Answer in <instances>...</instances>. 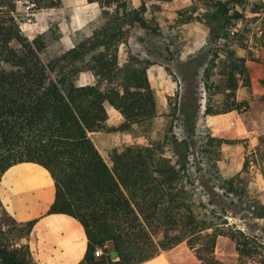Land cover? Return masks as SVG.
Listing matches in <instances>:
<instances>
[{
	"label": "trees",
	"instance_id": "trees-1",
	"mask_svg": "<svg viewBox=\"0 0 264 264\" xmlns=\"http://www.w3.org/2000/svg\"><path fill=\"white\" fill-rule=\"evenodd\" d=\"M18 1L0 0V182L10 167L23 162L49 171L56 192L47 213L73 216L88 238L79 264H141L184 241L203 264H223L215 255L222 233L235 241L239 264H264V240L221 220L189 173L191 144L199 136L196 120L201 98L187 99L181 108L191 125L186 136L180 137L171 127L147 145L112 149L111 163L92 138L95 132L112 130L108 105L122 114L121 130L158 113L148 75L149 67L157 63L149 58L153 51H147L148 57L129 54L124 63L119 58L120 46L127 44L133 28H151L154 19L145 15L148 0L139 6L132 0H87L100 5L101 19L83 30L74 47L46 58V35L31 37L24 31V18L16 12ZM26 1L37 9L63 4V0ZM203 2L210 32L225 43L211 51L212 68L204 69L202 82L210 89L218 66L225 89L235 96L239 85L251 84V77L246 58L228 45L230 31L238 29L248 12L264 13V1ZM78 71L91 72L96 82L77 84L74 73ZM239 108L236 100L216 106L209 99L205 113ZM201 139V153L208 156L210 166H217L218 146L230 141L210 134ZM260 154L264 175V146ZM216 178L220 189L236 194L234 177ZM38 220L0 219V264H40L28 241ZM225 225L229 230L221 233ZM97 247H105L100 256L95 255ZM111 251L117 253V260Z\"/></svg>",
	"mask_w": 264,
	"mask_h": 264
},
{
	"label": "rangeland",
	"instance_id": "rangeland-1",
	"mask_svg": "<svg viewBox=\"0 0 264 264\" xmlns=\"http://www.w3.org/2000/svg\"><path fill=\"white\" fill-rule=\"evenodd\" d=\"M166 1H147L145 15L149 20L154 19L150 21L151 28H133L129 41L122 44L119 50L121 63L127 60L129 54L148 57L147 51H153L149 58L157 63L148 75L158 113L153 118L121 130L123 116L117 118L116 109L108 105V126L112 130L93 133L92 138L111 163L109 153L112 149H123L130 144L147 145L162 138L171 127L180 137L186 136L191 125L181 108L187 99L201 98L202 107L196 120L199 136L196 145L191 144L193 154L189 173L196 180L203 200L209 208L215 209L221 220L227 219L229 227L243 229L247 234L264 240V175L260 154L264 146L263 142L260 143L261 137H264V13L248 12L246 20L239 21L238 29L231 28L228 45L246 58L251 77V84L239 85L234 96L225 89L224 76L218 66L214 68L210 89L205 88L201 79L204 69L212 68L211 51H215L219 43H225V40H216V33L210 32L203 0H179L178 7L170 6L171 3L164 6ZM250 1L256 4L260 0ZM16 8L18 15L24 18L22 26L29 36L46 35L49 46L45 58L71 48L64 42L65 34L76 43L86 27L101 19L100 5L87 0H63L60 7L46 9H37L28 1L20 0ZM95 15L98 16L85 24L83 19ZM227 48L224 44L223 49ZM197 71L198 77L195 76ZM84 72L89 71L74 73L77 84L87 79ZM183 75L187 77L186 81L182 80ZM196 85L198 93L195 95ZM209 99L216 106L236 100L240 108L215 115L206 114ZM206 134L215 137L226 135L230 141L218 146L221 159L217 166H210L208 156H203L200 151L203 144L201 138ZM216 177H234L236 194L220 189ZM12 218L0 206V219L10 222ZM228 230V225H225L220 232ZM108 247L112 249V244ZM215 255L223 264H239L235 241L223 233L217 239Z\"/></svg>",
	"mask_w": 264,
	"mask_h": 264
},
{
	"label": "crops",
	"instance_id": "crops-1",
	"mask_svg": "<svg viewBox=\"0 0 264 264\" xmlns=\"http://www.w3.org/2000/svg\"><path fill=\"white\" fill-rule=\"evenodd\" d=\"M132 1L135 6H139L142 2V0ZM169 3L170 6L178 7L180 1L168 0L164 6H168ZM96 16L98 15L92 16L93 18L87 16L83 20L86 24L93 21ZM65 35L64 42L70 44L71 48L74 47L75 42L72 37ZM153 65L155 64L149 67L148 72ZM84 73H87L85 74L87 79L81 84H93L95 82L93 74ZM115 112L117 118H121V113L116 110ZM24 168L29 171L37 170L45 177H31V179L24 177L23 173L26 171ZM55 192L54 179L45 167L33 162L19 163L10 167L1 179L0 206L18 221L39 219L28 241L33 256L40 264H79L86 254L88 238L81 222L73 216L47 213L55 200ZM111 254L115 260L119 258L115 251H111ZM141 264L203 263L193 249L186 242H182Z\"/></svg>",
	"mask_w": 264,
	"mask_h": 264
},
{
	"label": "bare ground",
	"instance_id": "bare-ground-1",
	"mask_svg": "<svg viewBox=\"0 0 264 264\" xmlns=\"http://www.w3.org/2000/svg\"><path fill=\"white\" fill-rule=\"evenodd\" d=\"M25 168H24V170H26ZM23 174H24L23 175L24 177H30V179H31V177H45L43 173H41V172H39L37 170H32V171L26 170Z\"/></svg>",
	"mask_w": 264,
	"mask_h": 264
},
{
	"label": "built area",
	"instance_id": "built-area-1",
	"mask_svg": "<svg viewBox=\"0 0 264 264\" xmlns=\"http://www.w3.org/2000/svg\"><path fill=\"white\" fill-rule=\"evenodd\" d=\"M106 247V246H105ZM105 247H97V249H96V251H95V254L97 255V256H100V255H102L103 253H104V248Z\"/></svg>",
	"mask_w": 264,
	"mask_h": 264
}]
</instances>
